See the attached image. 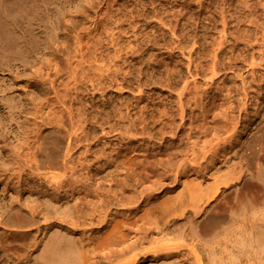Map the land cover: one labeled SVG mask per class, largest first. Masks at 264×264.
<instances>
[{
    "label": "rangeland",
    "instance_id": "rangeland-1",
    "mask_svg": "<svg viewBox=\"0 0 264 264\" xmlns=\"http://www.w3.org/2000/svg\"><path fill=\"white\" fill-rule=\"evenodd\" d=\"M28 146L43 163L93 162L103 191L160 180L152 204L177 209L174 227L264 228V0H0V165ZM45 186H0V206L29 219ZM148 209L110 227H148ZM160 217L151 227H169ZM35 221L10 229L26 238L0 226L12 257L25 242L41 255L55 230Z\"/></svg>",
    "mask_w": 264,
    "mask_h": 264
},
{
    "label": "bare ground",
    "instance_id": "bare-ground-1",
    "mask_svg": "<svg viewBox=\"0 0 264 264\" xmlns=\"http://www.w3.org/2000/svg\"><path fill=\"white\" fill-rule=\"evenodd\" d=\"M28 147L21 148L15 159L0 165V186L21 195L25 194L24 189H33L32 185L37 182L45 183L47 208L44 210L41 204L33 205L28 219L19 209L0 206V226L7 233L10 231L9 237L20 234L26 238L28 232L10 229L30 228L36 224L35 219L41 217L44 222L52 224V227H46L47 230L55 231L34 261L27 256L30 243L28 246L25 242L22 246L25 254L12 257L9 240L0 237V264H158L157 261H163L161 264H264V228L174 227L172 224L178 220L172 218L177 209L169 204H152L165 191L159 177V181L150 186L125 185L121 192H107L96 188L98 181L95 180L92 161H89L92 166L79 164V170L82 168L79 171L67 160L69 168L66 159L62 161L63 166H59L55 162L56 153L49 154L47 162L43 163L37 158L39 149L33 154ZM69 149L65 155H70ZM98 156L94 157L100 158ZM56 168L64 171L63 176L53 173ZM79 193L91 197H88L87 205L78 209L61 205L69 196ZM52 208L56 209L55 214ZM147 208L144 219L149 218L148 227H110L118 214L132 215ZM156 212L169 227H151L158 224L155 221L158 216L153 219ZM259 213L264 216V208ZM5 214H13L20 220L11 223L5 220ZM221 221L222 217L214 213L202 226L210 222L215 226ZM161 251L166 253L156 254Z\"/></svg>",
    "mask_w": 264,
    "mask_h": 264
}]
</instances>
